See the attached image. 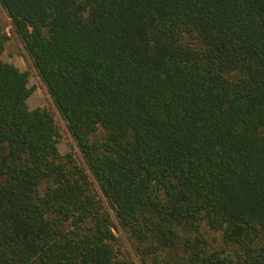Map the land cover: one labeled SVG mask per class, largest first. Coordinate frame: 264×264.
<instances>
[{"label": "trees", "instance_id": "16d2710c", "mask_svg": "<svg viewBox=\"0 0 264 264\" xmlns=\"http://www.w3.org/2000/svg\"><path fill=\"white\" fill-rule=\"evenodd\" d=\"M0 6L83 162L0 25V264H264V0Z\"/></svg>", "mask_w": 264, "mask_h": 264}, {"label": "rangeland", "instance_id": "374dc122", "mask_svg": "<svg viewBox=\"0 0 264 264\" xmlns=\"http://www.w3.org/2000/svg\"><path fill=\"white\" fill-rule=\"evenodd\" d=\"M0 25L6 34V42L2 53L3 60L12 64L19 71L28 73V87L32 89L31 95L27 100L29 108H43L49 111L58 131L57 147L61 155L72 153L79 163L82 158L73 138L67 130L65 120L59 115L55 108L47 89L41 81L37 71L33 67L31 60L26 53L20 39L15 34L11 21L4 9L0 6ZM113 232L119 239L120 249L124 256L133 261L134 264H140L139 258L134 251L133 244L128 234L119 226L116 219L113 218ZM122 255V256H123Z\"/></svg>", "mask_w": 264, "mask_h": 264}]
</instances>
